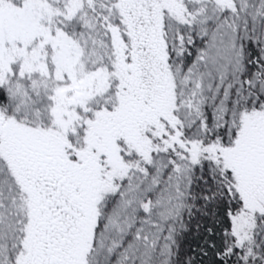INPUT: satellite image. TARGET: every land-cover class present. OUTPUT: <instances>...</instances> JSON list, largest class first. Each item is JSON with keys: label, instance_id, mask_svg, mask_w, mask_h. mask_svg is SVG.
<instances>
[{"label": "snow or ice", "instance_id": "1", "mask_svg": "<svg viewBox=\"0 0 264 264\" xmlns=\"http://www.w3.org/2000/svg\"><path fill=\"white\" fill-rule=\"evenodd\" d=\"M0 264H264V0H0Z\"/></svg>", "mask_w": 264, "mask_h": 264}, {"label": "trees", "instance_id": "2", "mask_svg": "<svg viewBox=\"0 0 264 264\" xmlns=\"http://www.w3.org/2000/svg\"><path fill=\"white\" fill-rule=\"evenodd\" d=\"M192 239H193L192 236H190V237H189V241H192Z\"/></svg>", "mask_w": 264, "mask_h": 264}]
</instances>
